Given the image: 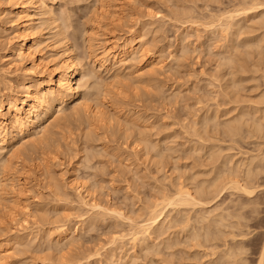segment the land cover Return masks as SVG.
I'll list each match as a JSON object with an SVG mask.
<instances>
[{"label": "rangeland", "instance_id": "1", "mask_svg": "<svg viewBox=\"0 0 264 264\" xmlns=\"http://www.w3.org/2000/svg\"><path fill=\"white\" fill-rule=\"evenodd\" d=\"M238 3L241 0H49L55 20L40 15L39 7L34 11L33 35L41 43L44 62L53 64L68 47L77 66L87 72L77 76L87 90L80 89L78 114L72 103L56 104L62 112L43 118L46 130L40 138L29 141L24 134L2 145L1 264H259L264 249V132L255 128L258 121L264 123V15L237 16L235 21H240L226 30L222 19ZM8 6L7 0H0L3 112L11 97L18 102L30 85L28 75L22 74L28 61L4 58L9 39L17 42V29L5 14ZM59 29L63 38L55 34ZM139 37L144 60L128 57L125 69L111 62L106 69L99 65L98 48L105 41ZM135 69L143 76L130 75ZM233 117L249 123L242 124L241 135L227 131ZM248 129L253 137L250 131L246 134ZM147 139L156 144L149 145L155 150L142 149ZM214 167L220 180L236 168V178L249 184L250 195L224 188L206 193L204 205L168 206L170 224L163 223L164 234L145 240L143 247L139 238L127 241L134 226L128 218L142 221L147 206L164 193L172 194L177 185L198 195L197 188L218 176ZM77 184L88 192L82 191L87 203L91 199L102 208L82 204ZM62 223L68 236L59 241ZM119 235H125L124 240L112 243Z\"/></svg>", "mask_w": 264, "mask_h": 264}, {"label": "bare ground", "instance_id": "2", "mask_svg": "<svg viewBox=\"0 0 264 264\" xmlns=\"http://www.w3.org/2000/svg\"><path fill=\"white\" fill-rule=\"evenodd\" d=\"M7 1L9 3V6H8L9 9H8L7 12H5V9H2L1 10V14H4V12H5L7 18L9 19L8 22L11 23V25H14L16 27L17 33L15 35V38L17 39L16 40L17 42L14 43L13 41H11V39H9L8 43H11L12 42L11 45H10L11 47L8 46V47H10V49H9L10 51H8V53L4 56V58L8 60V59H11V56H12V57H14V63H21L23 61H26V62L28 61L29 66L26 67L25 69L23 68L24 70H22V69L21 70H22V74H24V72H25V74L28 75V76H26V75L25 76L27 77L26 79L29 81L30 85L26 87L27 89L25 90V92L21 96V98L18 99V102H16V97L8 96V97H11V100H9V98H8V100H9L7 102L8 107H7V109H6L5 112H3L1 110L2 105H1V101H0V151L2 150V145L6 141L7 138L12 139L14 136H16V137H19L20 136L21 137L22 135L24 136V134H25V137L26 136H29L28 137V140L30 141V140L35 139L36 136L39 137V136L43 135L44 134V131L46 130L45 129V126L43 125V118H45L48 115L49 116H52L54 114V112H56L57 110H58L59 113L62 112V109L61 108L60 109H55L56 108L55 105L56 104H58V105L61 104L62 105V103H65V102L66 103L67 102L68 103H72L73 106L71 108L73 110L77 111V109H80V102L77 101V100H79L78 95L80 94V89H81L82 86H84L86 89L83 88V91L84 90H87V87H86L87 85L85 86L80 81V79H77V76L79 74H81V76H86L87 72H86L85 69L79 68L77 66V62L72 57L71 53L69 52L70 50H69L68 47L64 48L60 59L58 58L59 60L57 59V61H56V58L57 57L54 58L53 62L54 61L55 62L53 64L48 65V63L44 62V60H43L44 59L42 57L43 55H41L42 48L40 47V44L41 43L33 35V30L36 28L35 27V24H34V20H35L34 16L37 15V13L35 14L34 11L37 10V8L39 7L38 9L41 10V13L40 12H38V13H40V15L43 13L46 16H47V14H49V15L52 16L53 11L50 10V8H49L50 7V5L48 4V1L49 0H7ZM107 4H108V2H107ZM261 5H264V3L263 2H260V0H241V3L240 4L238 3V6L236 8H233V9H231V10H229V11L226 12V15L222 19V20H225V21H223L224 22L223 24L226 27L224 25H223V27L226 30L227 29L230 30V27H232L234 24H236V22L238 20L240 21L241 18H239V19H237V21H235V18L237 16H240V15H242L243 19H245V18L247 19L253 13H259L261 15H264V8H262ZM103 12H104V10H103ZM53 18L55 20V17H53ZM260 21H261V23H264V19H262ZM56 27H58V26L56 25ZM55 34L56 35L58 34L61 37V35H62V29L61 30L59 29ZM61 38H63V35H62ZM117 42H119V43H117ZM142 42H143V40H142L141 37H139V39H137V40L136 39L127 40V42H123V40H120V39L107 40V41H105L104 42V45L99 46V48H98L102 52V56L98 58L99 65L101 67L105 68V67L109 66V65H107V63L108 62H111V63H113V64H115L117 66L116 67L117 69H125V68L128 67V64L125 63V61H126V59L128 57L135 58L138 61L144 60V57L146 55V52L143 49V43ZM54 55H52V57H54ZM153 57H155V56H153ZM96 60H97V58H96ZM83 70H85V72ZM131 72L132 73H130V75H133L135 78H138V77L140 78L141 76H143V72L140 71V69H135V71H131ZM84 73H86V74L84 75ZM23 77L24 76H22V78ZM21 82H23V81H21ZM93 86L95 87L96 85H93ZM88 88H90V86ZM87 92L88 91H86L85 93H87ZM73 102H75V103H73ZM82 107L84 108V106H82ZM85 111L87 112V109ZM91 111L93 112V109ZM95 111H97V110H95ZM95 111H94V113H95ZM241 112H243V111H241ZM77 114H78V111H77ZM77 114L75 112V115H77ZM241 114H242L243 117L246 115V114L244 115L243 113H241ZM241 114H240V116H241ZM248 115H249V113H248ZM239 118L235 119L233 124H229L228 123V125H227V131L231 135H235V136L241 135V134H239L241 132V131H239V129L241 130V128L243 127L244 124L245 125L246 124L249 125V123H246L245 121L243 122ZM63 119H65V118H63ZM242 119L246 120V118H242ZM235 121H236V123H235ZM241 121L243 123H241ZM255 121L257 122L258 120L256 119ZM258 123L259 124L256 123V125H259L260 126L261 123L259 121H258ZM263 124H261V125L263 126ZM259 126H258V128H255V131L256 132H260V131L261 132H264V126L263 127L262 126L259 127ZM8 127H9L10 130H8ZM13 131H15L14 134H13ZM236 131L237 132L239 131L238 134L235 133ZM248 131H250V133H252V129H248L246 131L247 132L246 134H248ZM41 133H43V134H41ZM146 133H147V131H146ZM250 133H249V135H251L253 137V133L252 134H250ZM126 134H128V133H126ZM257 134L258 133H256V135H255V133H254L255 136H259V137L262 136V138H263V134L264 133H261L262 134L261 136L260 135H257ZM128 135H130V134H128ZM128 135H127V137H128ZM259 137H257V138H259ZM145 138H146V136H145ZM137 140H138V142L140 141L139 139H137ZM148 140L149 139L146 140L148 143L144 141L145 146H146L145 148L143 146H142L143 148L142 147H139V148L140 149L141 148L142 149H145L146 151L147 150L154 149L155 147L152 145L154 142L151 144V142L149 143ZM35 141H36V139H35ZM146 143H147V145H146ZM139 144H141V142H139ZM150 144L154 148L151 147V149H150L149 148V145ZM154 145H156V144L154 143ZM211 148L213 150L214 147H211ZM14 150L15 151H13V150L12 151L10 150V151L11 152H16L17 151L16 149H14ZM136 150H138V149L136 148ZM156 150H157V148H156ZM10 151H9V153H10ZM140 152H141V150H140ZM149 152H151V151H149ZM149 152H146V153H149ZM154 152H156V151H154ZM10 154H12V153H10ZM213 154H214V152H213ZM216 155L217 154L215 153V156ZM215 156H213V157H215ZM216 157H218V155ZM252 158H254V157H252ZM252 160L253 159H251V162H253ZM221 161H222V159H221ZM256 161H258V160H256ZM228 163L226 162V164H228ZM221 166H223V165H221ZM230 166H232V165H230ZM248 166H249V164H248ZM248 166H247V168H248ZM215 167H214V170L218 174L220 171L218 172L217 171L218 169L217 168L215 169ZM227 168H229V167H227ZM237 168H239V167L237 166ZM245 169H246V166H245ZM235 170L237 171L236 168L234 169V171ZM247 170L248 169H246V171ZM210 171H212V169ZM230 171H231L230 169H229L228 172L226 171L227 174L230 173V176H232V175L235 176V173L236 172L234 173V171H232V172H230ZM260 171H262V170H260ZM251 172H252V170H251ZM254 172H256V171H253V174H254ZM240 173L241 172H238L237 174H240ZM247 173H249V172L247 171ZM217 174H216V176H217ZM257 174H259V172ZM246 175L249 176V174H246ZM251 175H252V173H251ZM251 175H250V177H252ZM219 176H220V174H218L217 177L219 178ZM223 176L221 175V180H220V178L218 179L217 177H215L210 182H208L209 183L208 185L206 184L207 182H204L203 183L204 184L203 186H206V187L203 188V186H202V188H200V189L197 188V190H199V191H196V192H199L198 195H196L195 192H192L189 188L185 187L186 185L185 186H179V185H177L172 194L171 193H169V194H165L164 193V196L162 194L163 197H161L159 200L156 199L157 201H155L152 204H150L149 206H147L146 212H145L146 213V216H145V218H143L142 221L136 222V221L128 218L129 221L131 222L132 226L133 225L134 226H133V231L130 232L131 233V235H130L131 237L128 238L127 241L128 242L129 241L130 242H135L136 239L139 238V242L140 241L142 242V243L140 242L142 244L141 247H143V244H144L145 240L147 241V239H151V238L153 240L154 236L156 238V236H160V233L161 234L162 233L164 234L166 229L163 232H162V229H164V227H165V226H163V223L166 220H168V218H167L168 215H166L167 212H165L166 207H168V206L169 207L170 206L172 207L174 205H181V206L183 205L184 206V205H187V204H192V205H195L196 206V205H199L200 203L204 205V203L206 201V198H204V196L206 197V193H208V195H211V194L216 193V192L218 193L219 190L221 191L224 188H231L232 190L235 189L237 191L241 190V191H244V193L246 192V194L247 193L249 194V193L252 192V191L248 190V188L250 187L249 184L247 185L245 183V181L242 182V183L240 182V179L241 178L240 179L238 177L236 178V176L235 177H233V176L230 177L229 175H226L227 178H226V176L224 178H222ZM248 179H250V178H248ZM247 180H246V182H247ZM249 183H250V181H249ZM251 183H252V181H251ZM208 186H210V188H211V191H209L210 189L208 190L209 192H207V187ZM254 186H255V188L259 187V185L256 186V184H254ZM254 186L251 185V187H254ZM255 188H252V189H255ZM83 189H84L83 188V185H78L77 184V186L75 187V190L78 193V196H80L81 203L82 204H86V205L88 204L87 206H90L91 208L101 209L102 208L101 205H99L96 202L93 203V201L91 202V199L89 201L91 203H89V202L87 203L86 202L87 200H85L84 197H85L86 193H88V192H86V190H83ZM82 191H85L86 193H84V192L82 193ZM82 194H84L83 195L84 197L82 196ZM159 196H161V195H159ZM246 196H248V195H246ZM203 198L205 199V201L204 200L202 201ZM254 204H256V202ZM26 207H27V205L25 206V208ZM26 211H27V209H26ZM171 220H173V219H170V221ZM22 222L25 223V219L22 220L21 223ZM168 223L170 224L169 220H168ZM168 223H166V224H168ZM15 224H17V223H15ZM161 226H163V228H161ZM213 227H211V228H213ZM212 230H211V232L213 234L214 232ZM212 234H210V237L212 236ZM67 236H68V233H67L66 224L65 223H62L58 227V238H59L58 240L59 241L65 240V239H67ZM140 236H141V238H140ZM214 236H218V234H215L214 233ZM214 236L211 237L212 240L209 239V238L208 239L210 241H214V239L216 238V237L213 238ZM124 237H125V235H119V236L113 237V241L112 240L111 241H112V243H115L117 240H120V239L121 240H124ZM262 246L264 247V245H262ZM3 252H4L3 249L0 248V262H3V259L5 257V253H3ZM216 252H218V251H216ZM227 254H228V252H227ZM227 254L225 255V257H227L229 255V254L228 255ZM260 254H262V255L264 254V249H263V251L261 250V253ZM221 256H223V255H221ZM239 258L241 259V257H239ZM260 258H259V262H260ZM234 260H236V259H234ZM231 262H232V259H231Z\"/></svg>", "mask_w": 264, "mask_h": 264}, {"label": "snow or ice", "instance_id": "3", "mask_svg": "<svg viewBox=\"0 0 264 264\" xmlns=\"http://www.w3.org/2000/svg\"><path fill=\"white\" fill-rule=\"evenodd\" d=\"M261 7L264 8V5H261ZM237 264H239V261L237 262ZM254 264H255V262H254ZM259 264H264V255L261 256Z\"/></svg>", "mask_w": 264, "mask_h": 264}]
</instances>
